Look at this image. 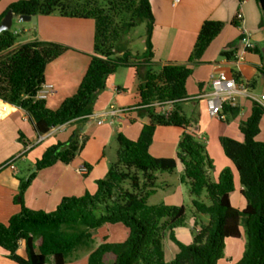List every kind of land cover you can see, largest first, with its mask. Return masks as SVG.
I'll use <instances>...</instances> for the list:
<instances>
[{
	"label": "trees",
	"instance_id": "1",
	"mask_svg": "<svg viewBox=\"0 0 264 264\" xmlns=\"http://www.w3.org/2000/svg\"><path fill=\"white\" fill-rule=\"evenodd\" d=\"M241 6L244 0H238ZM264 31V0H257ZM15 16H50L93 19L95 21L94 54L77 92L61 102L56 109L36 95L45 83L48 65L74 50L59 42L34 40L11 50L16 36L10 31L0 34V99L22 108L34 124L38 135L45 136L53 128L76 123L79 128L91 121L99 95L107 88L108 79L120 68H131L139 78L137 111L149 118L139 138L131 141L124 135L117 137V161L111 164L106 179L97 181L95 192L83 196L64 197L51 213L34 211L25 205L24 195L37 172L57 163L70 164L80 154L83 144L75 131L67 142H58L35 161L29 179H22L16 202L20 213L8 224H0V247L16 264H66L67 258L93 242V232L105 225L122 224L128 230L123 242L100 243L88 254L87 264H218L224 256L225 242L241 237L240 224L245 228V251L234 264H264V142L256 140L264 110L253 106L251 116L240 125L244 142L221 137L225 155L236 167L241 195L247 204L243 210L231 205L234 176L227 168L216 181L209 177L213 164L206 151V142L190 123L181 104L193 101L187 93V82L193 66L201 64L214 40L227 25L241 27L242 15L237 12L227 24L207 20L203 23L188 64H162L155 61L152 42L154 15L152 0H20L9 6ZM147 23L145 51L134 54L127 36L140 23ZM242 37V36H241ZM240 37V38H241ZM237 48L223 50L221 56L234 59ZM160 68V70H157ZM264 73V70H262ZM171 105L168 113H158L157 107ZM224 113L238 115V108H225ZM158 127L183 129L177 158L184 166V181L192 196V215L205 217L194 234V242L186 245L175 231L184 226V206L149 205L148 200L157 189L164 188L158 176L173 173L177 168L174 158L150 155ZM88 172L91 170L86 165ZM207 194L208 203L201 200ZM177 248L168 259L165 240ZM24 242L25 257L18 254Z\"/></svg>",
	"mask_w": 264,
	"mask_h": 264
},
{
	"label": "crops",
	"instance_id": "2",
	"mask_svg": "<svg viewBox=\"0 0 264 264\" xmlns=\"http://www.w3.org/2000/svg\"><path fill=\"white\" fill-rule=\"evenodd\" d=\"M17 1L20 0H8L4 7L1 6L0 17L11 4ZM238 11L242 14L241 27L234 28L227 25L223 32L214 40L207 50L202 63L193 66L191 77L194 83L190 86V80H188L187 93L189 98L195 99L191 102L196 107H199V112H197L199 120L195 122V128L189 127V131L196 132L198 137L206 142L207 146L219 145L217 150L222 164L214 165L213 169L209 171V177L213 175L214 182L224 169L229 168L232 171L235 190L230 194V202L234 208L241 211L246 207L247 202L241 195L242 185L240 177L232 161L225 155L220 138L230 137L239 142H244V135L240 131V125L251 116L254 105L248 100H242L238 107V115L233 116L229 113H224L223 119H214L209 116L206 101L202 99V96L211 93L210 75L216 64L221 65L228 72L238 73L242 80L250 82L255 89L258 86L263 88L264 31L260 27L262 19L260 6L257 0H244L241 6L238 0H152V12L154 15L152 42L155 50V61H159L162 64H188L203 23L207 20H214L229 24ZM14 19L19 20V17L14 16ZM26 23L31 25V27L26 28V32L32 34L31 37L14 45L11 50L34 40L64 43L74 49L55 60V62L51 63L53 66H48L46 69L45 83L55 86V93L47 100V103L50 108H55L68 98L65 96L69 92H75L81 84L79 82H82L80 80L83 79L87 70H83L82 74H80L81 79L78 80L73 73L65 74L67 78L63 77L62 73L72 70L66 66V63L77 62L75 60L77 56L71 55L83 56L87 54L88 57L94 54L95 22L93 19L64 17L59 13H54L50 16H37L36 24ZM245 33L250 35L251 41L255 44V49L247 53L245 61L240 65H236L232 61L223 58L221 56L223 50L233 47L238 50L241 47L240 37ZM14 34L17 35L18 33L15 32ZM89 44L93 45L89 47ZM90 60L91 58L89 57V62ZM62 62L65 64L59 67L58 65H61ZM78 69L79 67L77 66ZM125 69L126 77L121 86L116 81L117 72L108 79L107 88L99 95L95 103L92 118H97L98 121L105 120V123L107 118H100V115L110 109V107L121 106L120 109L127 110V112L115 119L122 121L126 118L131 123L140 124V127L136 124L135 132L130 135L132 140H137L143 126L149 123V118L140 116L137 111L139 78L136 77L133 69ZM81 70L80 64V72ZM157 70H160V68H157ZM126 107L131 109L128 110ZM114 120H111L112 124ZM98 121L97 126L104 125V123L99 125ZM86 125L81 127V129ZM76 126L79 127L76 123L66 124L56 131H50L45 136H40L36 132L28 114L22 108L0 99V224H8L9 220L21 211V205L16 202L20 181L29 179L28 175L32 169H35V161L38 159L34 157L32 161H29L28 155L36 151L38 146L44 145V150L40 151L41 155L47 150L49 144L52 146V144L54 145L58 142H67ZM126 127L129 128L128 125ZM180 130L182 137L184 131L183 129ZM263 133L264 115L260 121V133L256 137L257 141L264 142L260 140ZM10 162H13L14 169L5 167ZM86 165H88L86 161L75 159L68 165L57 163L51 168L37 172L35 179L25 192V205L34 211L51 213L56 210L64 197L83 196L86 192H95L99 179L93 176L94 169H91L85 175L79 172V168L86 167ZM109 168L106 167L107 173ZM181 169L184 170L182 163ZM160 189L164 190V188ZM120 225L122 224L107 226V228L102 230H105L107 234L111 231L121 232L124 235V239L119 242H123L128 237V230ZM241 225L240 232L243 238L228 239L225 242L224 251L225 256L228 258V264L238 262L245 251V246L241 242V239L242 241L244 240V243L246 241L245 228L242 229ZM109 242L117 241L110 240ZM166 252L168 259L172 260L177 248L170 242L166 243ZM18 254L25 257L24 242L21 243ZM0 264H16L7 257V252L1 247ZM218 264L220 263L218 262Z\"/></svg>",
	"mask_w": 264,
	"mask_h": 264
},
{
	"label": "rangeland",
	"instance_id": "3",
	"mask_svg": "<svg viewBox=\"0 0 264 264\" xmlns=\"http://www.w3.org/2000/svg\"><path fill=\"white\" fill-rule=\"evenodd\" d=\"M7 2L8 0H0V7L1 6L4 7ZM28 27H31L29 23L20 22L18 19H14L11 31L13 33L15 32L18 33L17 35H15L16 41L14 45H17L18 43L23 42L31 37L32 34L26 32V28ZM146 38H147V23L142 22L136 28L132 29L129 35L127 36L128 39L127 44L129 46V49L134 54L137 53L142 54L146 48L145 46ZM89 45H90L89 47H91V45L93 44H89ZM71 56H77L76 57L77 59L75 58L77 62L76 63L68 62L66 63V66L72 69L73 71L71 70V71L63 72L62 75L63 77L67 78L65 74L73 73V75L76 76L77 80L81 79L80 74H82L83 70L84 71L87 70L89 65L87 64V62H89V57L91 58V56L87 57V54L83 56L82 55H71ZM51 63L48 65L49 67L53 66ZM63 64L65 63L62 62L61 65L58 66L62 67ZM80 64L82 69L81 72H80ZM77 66L79 67L78 70H77ZM125 74H126L125 68H120L116 73V81L120 86L125 81V77H126ZM189 80H190V86H192V83H194L193 78L191 77ZM77 90L73 93L69 92V94L65 97L68 98L72 97L77 92ZM262 90H263L262 86H258V88L256 89L257 92H261ZM202 99L206 101L205 98ZM57 107L53 109H56ZM120 107L121 106L119 107L116 106L115 109L118 110L120 109ZM181 107L183 109L184 114L186 115V118L190 123V128H195V122L199 120L197 115L198 114L197 112H199L198 111L199 107H196L191 101L181 104ZM126 109L130 110L131 108L126 107ZM171 110L172 108L169 105L166 106L165 108H161V107L156 108V111L158 113H163V114L168 113ZM114 119L115 118H113V120ZM111 120H112L111 118H107V121L105 123L103 122L104 125L97 126L98 120L97 118L93 117L91 121L83 129H80L79 127L76 126L72 132V133H74L75 131L79 132L80 142L83 144L82 151L80 152V154H78L75 157V159L79 161H83V160L86 161L88 165L91 167V169H94L93 176L95 178H98L99 180L106 179L107 177L106 167H110L111 164L117 161L118 135L122 134L129 140L136 141V140H132L130 138V135L135 132L134 130L138 125V123H131L128 119L124 118L122 121L115 119L112 124ZM126 125H128L129 128H127ZM138 127H140V124L138 125ZM262 137L260 140L264 141V133ZM180 138H181L180 129L175 127H158L154 134L153 143L149 149L150 155L156 158L176 159ZM43 146L44 145L38 146L36 151H33L32 153H30V155H28L29 161H32V158L34 157L38 159L42 157L43 154L40 155L41 153L40 151L42 149L44 150ZM218 146H219L218 144L217 145L213 144L212 146L206 145L207 147L206 151L209 158L212 161L213 166L222 164V160L217 150ZM210 177L213 181L214 180L213 175H211ZM158 181L159 183H163L165 185L164 190L159 188L157 192L149 198L148 204L149 205L163 204L166 206H184L186 208L184 226L178 228L175 231V234L178 240H180L182 243L186 245L192 244L194 242L195 232L200 228V226L203 223L207 224L208 219L205 217H200V218L194 217L191 213L193 210V206H192L193 198L190 195L189 185L187 184V182L184 181V170L181 169V163L178 161L177 168L173 173L160 174L158 177ZM201 200L204 201L205 203H208L207 194L205 192L202 194ZM107 226H112V225H105L101 229L94 231L93 242L88 247L80 248L77 252H73L67 258L66 264H87L88 254L91 251H93L101 243V241L116 240L117 242H119L122 239H124V235L121 232L116 233L114 231H111L108 232L109 234H107L105 230H102L107 228ZM120 226L125 228L124 225H120ZM241 226L242 229H244L243 223ZM241 237L243 238V236ZM169 242L171 243V241L166 239L165 245L166 243ZM241 242H243L244 246L246 245V241L244 243V240L242 241L241 239ZM218 262L220 264H228V258L225 256V251H224V256Z\"/></svg>",
	"mask_w": 264,
	"mask_h": 264
},
{
	"label": "built area",
	"instance_id": "4",
	"mask_svg": "<svg viewBox=\"0 0 264 264\" xmlns=\"http://www.w3.org/2000/svg\"><path fill=\"white\" fill-rule=\"evenodd\" d=\"M242 18V15L239 16ZM241 47L236 50L232 62L240 65L246 59L249 51L255 49V44L252 43L250 35L245 33L240 39ZM211 93L202 96L206 99L207 110L209 116L214 119H223L225 108H238L242 100H248L253 105H258L264 110V83L263 90L257 92L252 84L248 81L242 80L238 73H232L224 70L221 65L216 64L213 72L210 75ZM55 93V86L53 84L44 83L40 87L36 99L39 101H47ZM171 106V105H169ZM161 108H165L162 106ZM172 108V107H171ZM127 110L110 107L107 111L100 115V118H116L125 114ZM92 118V116L90 117ZM105 120L98 121V124H103ZM61 126L53 128L51 131L60 129ZM5 167L14 169L13 162L6 164ZM81 174H87L86 167L79 168Z\"/></svg>",
	"mask_w": 264,
	"mask_h": 264
},
{
	"label": "water",
	"instance_id": "5",
	"mask_svg": "<svg viewBox=\"0 0 264 264\" xmlns=\"http://www.w3.org/2000/svg\"><path fill=\"white\" fill-rule=\"evenodd\" d=\"M14 12L13 10H9L7 14L4 16L2 22L0 23V34L5 31H10L13 26V19H14ZM19 20L21 22H31L33 24H36L37 22V16H20ZM37 170L34 169L30 172L28 175V178L34 174Z\"/></svg>",
	"mask_w": 264,
	"mask_h": 264
}]
</instances>
